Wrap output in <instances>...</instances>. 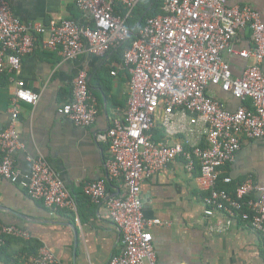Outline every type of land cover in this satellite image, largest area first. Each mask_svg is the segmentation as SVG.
Segmentation results:
<instances>
[{"label": "built area", "instance_id": "obj_1", "mask_svg": "<svg viewBox=\"0 0 264 264\" xmlns=\"http://www.w3.org/2000/svg\"><path fill=\"white\" fill-rule=\"evenodd\" d=\"M141 0H121L127 14ZM89 13L94 27L71 19L24 22L7 0H0V74L11 80L19 73L23 57L37 47L39 35L46 48H60L66 60L84 53L105 57L122 45L134 32L127 16L116 14L115 0H76ZM163 13L146 19L136 38L123 53V66L131 75L127 106L123 116L111 119L101 135L109 145L105 174L85 185V195L104 205L122 237L123 247L109 264H158L152 229L163 225L160 218H147L142 199L145 177L165 171L177 158L185 167L200 168L205 212L226 213L229 224L241 219L264 240V186L247 179L236 188V195L219 188L224 167L241 149L244 139H264V20L249 4L230 0H163ZM249 29L252 45L237 48L235 39ZM253 60L240 76H234L226 55ZM113 75L117 71H112ZM11 101V123L0 133V177L20 180L14 152L19 149L18 103L37 104L36 92L18 83ZM220 86L242 104L230 110L224 101L212 97L209 86ZM248 102L250 104H248ZM60 113L77 125L95 123L99 108L89 89L88 73L82 71L73 81L72 98ZM159 121L167 139L157 141L153 129ZM181 134L185 137L176 141ZM203 137L204 145L193 140ZM172 140V142L169 141ZM31 174L24 179L28 193L48 207L77 211L76 198L64 185L50 162L43 156L31 158ZM109 181L120 183L118 195L108 190ZM231 183V177H224ZM248 208V209H247ZM248 211H247V210ZM6 235L29 238L28 231L0 223V243ZM30 264H64L42 247Z\"/></svg>", "mask_w": 264, "mask_h": 264}, {"label": "crops", "instance_id": "obj_2", "mask_svg": "<svg viewBox=\"0 0 264 264\" xmlns=\"http://www.w3.org/2000/svg\"><path fill=\"white\" fill-rule=\"evenodd\" d=\"M7 1L24 22L40 21L47 26L63 18L79 24L82 18L90 20L89 13L81 9L76 0ZM230 3L249 4L264 20V0H230ZM126 15L127 12L121 16ZM129 17L130 14L127 22ZM48 36V32L39 35L36 49L23 57L21 70L14 80L5 73L7 80L0 75V133L11 123V101L19 82L39 96L35 105L18 103L20 147L13 157L20 180L13 182L0 177V223L28 231L30 239L37 240L41 248L51 250L64 264H109L122 250V237L108 210L92 202L84 188L105 174L110 153L108 142L101 139V135L107 132L113 117L124 115L127 106L131 75L123 66V53L129 46L121 52L118 47L114 48L105 57L84 53L75 60H66L60 48L41 45L40 40ZM235 45L237 48L252 45L249 29L238 33ZM226 58L234 76H240L247 65L253 63L252 59L236 55L227 54ZM114 70L116 75L112 74ZM262 70L264 73V60ZM82 71L88 73L89 89L99 108L95 123L89 126L77 125L60 113L71 100L73 81ZM208 92L224 101L230 110L242 104L220 86L211 85ZM156 124L153 132H163L164 138H156L155 132L154 138L166 140L159 121ZM184 137L181 134L175 140ZM193 140L204 145L203 137L198 134ZM39 156L50 162L76 198L77 211L48 207L43 200L28 193L23 178L31 174L30 159ZM3 157L0 149V160ZM224 177H231L232 182L226 183ZM247 179L264 186V139H244L235 159L224 167L218 187L236 189ZM108 190L118 195L120 183L109 181ZM206 192L199 166L188 171L183 157L177 158L165 171L144 178L141 194L145 216L164 222L152 229L158 264H264L262 235L237 217L229 224L228 215L222 211L206 214ZM10 236L20 238L6 235L0 245ZM5 249L6 252L0 254V264H13L10 263L12 258L30 264V258L38 256L31 254L26 258L29 252L18 242L8 244Z\"/></svg>", "mask_w": 264, "mask_h": 264}, {"label": "trees", "instance_id": "obj_3", "mask_svg": "<svg viewBox=\"0 0 264 264\" xmlns=\"http://www.w3.org/2000/svg\"><path fill=\"white\" fill-rule=\"evenodd\" d=\"M115 11L116 14L119 15H124L127 12V9L122 5L121 0H115ZM162 6H163V0H141L133 9V11L130 13V17L128 18V22L127 25L128 27L134 32L133 35H131L122 45H120L117 50L119 52H121L123 50V48L128 47L132 44L133 40L136 38L135 34L137 33V31L139 30V28L142 26V24L146 21V19L148 17L151 16H157L159 14H161L163 12L162 10ZM83 20L80 21V24L82 26L85 27H94V21L93 20H88L85 18H82ZM1 75V74H0ZM4 75V78L7 80L8 76L5 74H2V76ZM250 104V103H249ZM155 132V137L158 139L164 138V134L163 132H159L158 130H154ZM219 184V183H218ZM219 188H225L227 189L230 193H232V195H236V189H232V188H228V187H224V186H220ZM6 241L5 244L0 245V254H4L6 252L5 247L8 244H11L13 242H18L22 245L25 246V249L29 252L26 255V258L29 257V255L33 254V256L38 255L40 248H41V244L38 243L37 240L35 239H25L20 237V238H15V237H5ZM25 250V251H26ZM23 259V258H22ZM10 263L13 264H24V261H21L18 258H12Z\"/></svg>", "mask_w": 264, "mask_h": 264}]
</instances>
